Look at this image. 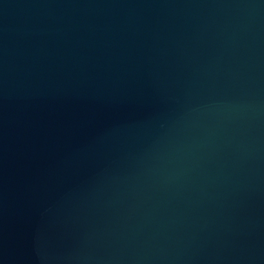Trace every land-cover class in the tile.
Wrapping results in <instances>:
<instances>
[{
	"label": "water",
	"instance_id": "1",
	"mask_svg": "<svg viewBox=\"0 0 264 264\" xmlns=\"http://www.w3.org/2000/svg\"><path fill=\"white\" fill-rule=\"evenodd\" d=\"M0 264H264V0H0Z\"/></svg>",
	"mask_w": 264,
	"mask_h": 264
}]
</instances>
